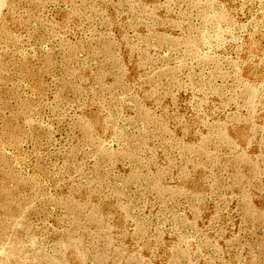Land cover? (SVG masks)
<instances>
[{
  "label": "rangeland",
  "instance_id": "rangeland-1",
  "mask_svg": "<svg viewBox=\"0 0 264 264\" xmlns=\"http://www.w3.org/2000/svg\"><path fill=\"white\" fill-rule=\"evenodd\" d=\"M0 264H264V0H0Z\"/></svg>",
  "mask_w": 264,
  "mask_h": 264
}]
</instances>
